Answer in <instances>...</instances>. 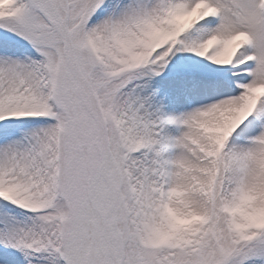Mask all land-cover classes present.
<instances>
[{"label": "snow or ice", "instance_id": "obj_1", "mask_svg": "<svg viewBox=\"0 0 264 264\" xmlns=\"http://www.w3.org/2000/svg\"><path fill=\"white\" fill-rule=\"evenodd\" d=\"M0 264H264V0H0Z\"/></svg>", "mask_w": 264, "mask_h": 264}]
</instances>
